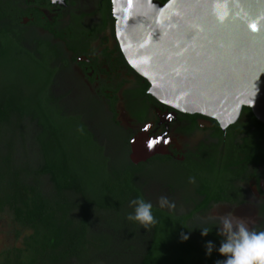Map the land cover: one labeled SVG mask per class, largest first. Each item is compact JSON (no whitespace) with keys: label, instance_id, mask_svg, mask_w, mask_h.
<instances>
[{"label":"trees","instance_id":"obj_1","mask_svg":"<svg viewBox=\"0 0 264 264\" xmlns=\"http://www.w3.org/2000/svg\"><path fill=\"white\" fill-rule=\"evenodd\" d=\"M54 53L28 49L20 32L0 27V211L30 231L21 248L0 252V264H101L99 256L126 264L223 260L215 249L205 255L207 241L216 248L221 241L216 225L199 219L207 200H182L175 208L194 210L177 212L145 198L132 181L122 135L87 101L71 106L68 92L56 90ZM97 116L104 126L94 131ZM138 197L153 204L157 223L147 231L126 219ZM203 227L211 229L205 237Z\"/></svg>","mask_w":264,"mask_h":264},{"label":"flooded vegetation","instance_id":"obj_2","mask_svg":"<svg viewBox=\"0 0 264 264\" xmlns=\"http://www.w3.org/2000/svg\"><path fill=\"white\" fill-rule=\"evenodd\" d=\"M113 2L0 0V27L20 32L28 49L41 45L55 52L57 77L70 76L78 100L97 108L103 123L124 138L132 181L145 198L164 195L176 205L207 200L200 220L217 225L218 215L233 212L251 230L264 231V123L243 107L222 127L212 117L181 112L151 96L148 82L123 54ZM135 138L160 152L134 162ZM194 205L175 211L192 212Z\"/></svg>","mask_w":264,"mask_h":264},{"label":"water","instance_id":"obj_3","mask_svg":"<svg viewBox=\"0 0 264 264\" xmlns=\"http://www.w3.org/2000/svg\"><path fill=\"white\" fill-rule=\"evenodd\" d=\"M129 65L159 102L233 123L243 107L264 123V0H114ZM132 159L157 146L135 138Z\"/></svg>","mask_w":264,"mask_h":264},{"label":"clouds","instance_id":"obj_4","mask_svg":"<svg viewBox=\"0 0 264 264\" xmlns=\"http://www.w3.org/2000/svg\"><path fill=\"white\" fill-rule=\"evenodd\" d=\"M188 182L194 184L195 177H189ZM157 205L161 209L169 210L176 207L175 202L164 195L158 198ZM129 206H134V209L126 216L128 221L137 223L146 231L157 223L152 213L151 202L138 197L132 199ZM216 220L218 221L216 234L221 237L220 245L216 248L212 241H207L204 245L206 256H211L215 249L220 256L224 257L223 260H216L214 264H264V231L251 230L247 219L236 216L233 212L220 214ZM199 229L202 237L207 236L211 231L208 227ZM188 238L187 235L181 234L182 241Z\"/></svg>","mask_w":264,"mask_h":264},{"label":"rangeland","instance_id":"obj_5","mask_svg":"<svg viewBox=\"0 0 264 264\" xmlns=\"http://www.w3.org/2000/svg\"><path fill=\"white\" fill-rule=\"evenodd\" d=\"M57 88L56 90H59V92H65L67 91L68 94L67 102L71 106L78 105V94L75 92L74 85L72 82V79L70 76L62 75L58 77L57 81ZM92 129L95 131L101 127H103V123L99 119V117H95L92 122H90ZM98 134V131L96 132ZM44 188L46 190H49L50 186L49 184L44 181ZM19 232V234H17ZM98 232H105L102 230H98ZM30 234L29 230L22 229L18 224H16L9 211L4 210L0 211V252L6 251L9 249L14 248H21L22 242L25 236H28ZM107 234L111 237L112 233L107 232ZM115 236V235H114ZM99 262L101 264H124L125 261L123 260H116L112 257H101L99 256ZM126 264V263H125Z\"/></svg>","mask_w":264,"mask_h":264}]
</instances>
